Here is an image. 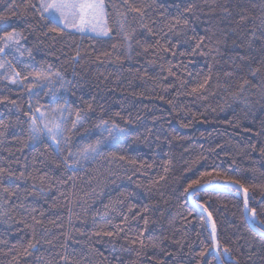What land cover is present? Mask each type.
<instances>
[{
    "label": "trees",
    "instance_id": "trees-1",
    "mask_svg": "<svg viewBox=\"0 0 264 264\" xmlns=\"http://www.w3.org/2000/svg\"><path fill=\"white\" fill-rule=\"evenodd\" d=\"M129 2L145 14L127 13L125 28L132 39L125 42L117 23L126 10L123 0H105L112 32L101 38L48 32L46 22L37 24L38 17L23 14L24 0H15L14 8L13 0H0V13L6 16L0 20V35L16 29L25 37L23 56L15 53L23 63H13L26 77L16 85L0 80V97H8L0 103V121L7 125L0 128V167L23 171L26 177L5 178V187L19 185L16 195L0 191V211L6 213L0 215V264H115L117 255L137 264H197L202 241L211 242L200 205L212 214L219 240L232 248L239 264H264V0ZM190 4L192 11L185 12ZM177 16L188 24L172 27ZM201 36L205 39L196 48ZM77 51L80 56L73 61ZM49 67L62 81L35 82L33 74ZM253 68L260 69L256 76L250 75ZM245 79L249 84L241 91ZM69 82L64 91L61 83ZM60 99L68 101L66 128L77 109L84 116L83 128L66 133L73 151L107 137L95 127L100 120L114 121L126 134L106 140L102 155L65 166L46 137L29 139L30 117L24 114L32 111L29 103L49 109ZM204 172L211 175L201 177ZM198 178L208 186L190 197L184 188ZM232 180L248 189L249 210H256L255 221L249 219L260 234L245 220L242 193L231 186L240 184ZM33 184L44 193L27 195ZM144 217L150 220L147 228ZM142 230L148 247L140 258L134 251H119L139 249ZM105 231L114 235L105 236ZM29 241L36 247L26 253ZM154 242L160 247H151ZM61 255L68 259L61 261ZM212 255L206 254L201 264Z\"/></svg>",
    "mask_w": 264,
    "mask_h": 264
},
{
    "label": "snow or ice",
    "instance_id": "snow-or-ice-1",
    "mask_svg": "<svg viewBox=\"0 0 264 264\" xmlns=\"http://www.w3.org/2000/svg\"><path fill=\"white\" fill-rule=\"evenodd\" d=\"M15 7V0H13V8ZM107 4L105 0H24V15L31 14L33 18L38 17L37 24L41 22H46L48 27V32L56 33L57 35L65 34L66 32L70 33L74 31L75 33H92L94 37H109L112 32V28L108 23L109 13L107 11ZM122 7H125L126 10L124 12L119 13L122 20L118 21L119 30L123 36V40L128 42L132 39V35L126 30L125 22L127 20V13L133 12L137 13L141 18L144 16V9L142 7L135 6L129 2V0H123ZM193 5H189L184 9L185 12L192 11ZM227 11V9H225ZM11 15H17L15 11H11ZM160 15H164L163 12ZM6 16L3 13H0V20L5 19ZM175 20L176 25H187V20H182L179 16L173 18ZM241 21L245 20L246 17L241 16ZM261 24H264V19L261 20ZM142 27H147V25H141ZM149 32H152V28L148 27ZM134 31V30H133ZM47 35V33H44ZM252 35H255L253 31ZM264 37V34H262ZM25 39L23 33L17 31L16 29H12L11 31H6L2 35H0V70H2V74H0V80H7L9 84L16 85L21 82L22 79H26V77L21 78V73L14 66V61L19 63H23L22 60H18L15 53L20 52L21 40ZM205 37L201 36L200 40L196 44V48H200L203 43ZM159 43V40L157 41ZM179 43V41H178ZM129 48L131 45H128ZM113 49L117 47V45L112 46ZM176 45H172V48H175ZM164 51H169L168 48H165ZM195 51V49L193 50ZM29 58H32V52L28 49ZM11 55L12 59H8ZM104 55H110V53H104ZM20 56H23V52H20ZM80 56V52L77 51L76 55L72 57L73 61L77 60ZM241 60L245 59L244 56L239 57ZM260 71L259 68H253L250 70L251 76H256ZM34 80L37 83H48L51 84L53 80L62 81V77L59 72H52L51 67L42 69L41 71L35 72ZM226 76H231V72L225 73ZM207 79H205L204 84H200L199 88H203L205 84H207ZM249 84V80L245 79L243 83L240 85L241 91H243L244 87ZM70 87V82L66 86L64 83H61V88L64 91L68 90ZM29 95L32 93V86L30 85L28 88ZM198 88H193L192 92H197ZM45 95H55V92H46ZM5 100H8V97H0V103H3ZM13 105L16 104L15 101H9ZM28 107L32 109L31 113L25 112L26 116H29V139L33 141H38L41 139V136L47 138L48 147L52 149L55 153L60 155L63 159V163L65 166L71 168L74 167L75 164H78L81 160H88L90 158H94L97 155H102L101 148L106 140L110 138H115L116 136L126 134V130L120 127L114 121L109 124L107 120H100L95 127L100 128L102 132L107 133V137L101 135L95 141L84 143L81 146H78L75 151H73L72 138L70 135H66V133H76L84 126V116L80 109L76 110L75 118L71 119V128H66L70 117H65L64 112L68 111V101L64 99H60L59 103H56L55 107L49 109H43L42 107L33 108L32 104L29 103ZM89 109H91L92 105H88ZM19 110V109H18ZM2 121H0V128H6ZM4 135L2 131H0V136ZM88 135V130H85V136ZM84 139V137H81ZM62 144L67 147V154H65V148L62 147ZM255 148V146H253ZM261 153L264 154V148H261ZM120 159H124V157H120ZM168 169H165L167 172ZM30 175V174H29ZM211 173L204 172L201 173V177L209 176ZM6 177H15L17 180L25 179V173L20 171L18 174L10 171L9 169L0 167V191L7 193L9 196L16 195V192L19 190V185H17L16 189H10L4 186V180ZM166 177L161 176L160 180H164ZM44 177H41V181H43ZM231 179V178H229ZM207 181H203L202 179H194L191 180L186 187L184 188L185 193H191V195L195 196L196 193L200 189H206L208 186ZM233 184H240L241 189H243L245 193L244 199V209L250 212V219L255 221L256 218V210H249V198H248V189L244 187L243 184L238 180H232ZM43 188L37 189L36 185L33 184L31 186V190L27 191V195L29 196H39L44 193ZM8 201L5 200V204ZM15 207V205H14ZM23 207V205H20ZM205 212H208L207 207L204 205H200ZM34 211V210H33ZM144 211L147 212L148 208L145 206ZM0 215H6V213L0 211ZM139 215V214H137ZM35 220V217H33ZM208 222L211 224V235H210V243H204L203 249L197 253L200 257V260L197 261V264H201V261L206 258V254L213 253L212 259L207 261V264H239V260L236 256L233 255V250L228 244H222L217 235V227L215 222L213 221L212 214L208 212ZM127 220V217H125ZM36 223L39 224L41 221L36 220ZM150 220L147 217H144V225L147 228ZM27 227V225H25ZM123 231V229H121ZM96 235H100V233H96ZM103 235L112 237L114 235L111 231L103 232ZM139 239V249L132 248H124L121 247L119 249L120 252H130L134 251L135 256L140 258L143 255V250L148 247L145 244L143 239L144 231L140 232ZM69 237L65 234V239L67 240ZM51 244V241H47ZM131 244H136L137 240L130 241ZM36 245L29 241L28 247L25 248V252L27 253L29 249H34ZM67 247V245H65ZM151 247L159 248L160 245L158 243H152ZM189 249L191 250V245H189ZM113 252L118 251L115 246L112 248ZM163 251V249H161ZM165 256L171 255L168 252H164ZM254 252H250V257L254 256ZM61 261H66L68 257L66 255H61L59 257ZM115 264H137L136 261H125L124 258L120 255H117L115 258ZM149 259H153L150 257ZM264 259V257H262ZM157 264H164L163 261H157Z\"/></svg>",
    "mask_w": 264,
    "mask_h": 264
},
{
    "label": "water",
    "instance_id": "water-1",
    "mask_svg": "<svg viewBox=\"0 0 264 264\" xmlns=\"http://www.w3.org/2000/svg\"><path fill=\"white\" fill-rule=\"evenodd\" d=\"M232 187H235L238 191H240L242 193V196H243V199H245V193L244 191L238 187V186H235V185H231ZM190 197H191V193L189 194ZM206 217L208 218V214L206 212H204ZM244 217H245V220L247 221V223L249 224V226L252 228V230H254L255 232H258L260 234V231H258L256 228H254V226L252 225L250 219H249V216H248V212L247 210L244 209ZM210 227H211V224H210Z\"/></svg>",
    "mask_w": 264,
    "mask_h": 264
},
{
    "label": "rangeland",
    "instance_id": "rangeland-1",
    "mask_svg": "<svg viewBox=\"0 0 264 264\" xmlns=\"http://www.w3.org/2000/svg\"><path fill=\"white\" fill-rule=\"evenodd\" d=\"M85 34H90V35H93L92 33H85Z\"/></svg>",
    "mask_w": 264,
    "mask_h": 264
}]
</instances>
